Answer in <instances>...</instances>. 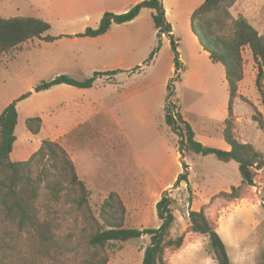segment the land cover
I'll use <instances>...</instances> for the list:
<instances>
[{
  "label": "rangeland",
  "instance_id": "rangeland-1",
  "mask_svg": "<svg viewBox=\"0 0 264 264\" xmlns=\"http://www.w3.org/2000/svg\"><path fill=\"white\" fill-rule=\"evenodd\" d=\"M143 1L0 0L1 18L44 19L51 24L50 35L55 38L51 42L30 41L2 58L0 114L30 93L17 102L22 120L43 110L48 119H59L60 127H66L86 108L99 103L98 112L104 114L61 140L70 147L72 144V159L90 191L93 215L100 218L102 204L115 194L126 209V228H157L161 224L157 203L164 196L171 197L177 217L172 236L184 233L187 239L181 248L168 249V264H215L208 240L188 229L190 205L206 195L215 200L235 199L224 193L237 187L239 198L252 196L247 202L264 209L259 201L264 200V168L257 171L253 186H241L238 163H225L213 155L182 153L179 136L165 122L164 107L169 102L192 125L202 144L221 150L228 146L223 138L230 97L225 68L210 59L191 28L192 12L205 0H162L174 36L159 35L156 12L151 9H144L129 23L113 24L105 35L82 36L88 29H97L106 12L123 14ZM231 13L235 19L245 18L264 36V0H237ZM171 41L178 42L175 51ZM177 53L179 70L175 66ZM243 56L245 77L234 102V135L264 157V75L262 95L256 85L258 63L249 48ZM106 71L116 73L98 77L90 90L62 85L32 94L42 82L61 75L83 81ZM22 130L17 131L19 144L24 143ZM16 156L14 161H21ZM180 175H185L187 182L177 183ZM4 176L0 171V178ZM42 192L39 207L45 215L50 204ZM51 216L58 223L57 241L48 251L39 252L31 248L27 233L6 218L0 203V264H89L93 249L88 246L83 213L66 201ZM261 238L253 253L244 257L248 264L264 260V231ZM149 243V236H144L110 244L108 264H141ZM229 251L232 264H241L239 249L230 247Z\"/></svg>",
  "mask_w": 264,
  "mask_h": 264
},
{
  "label": "trees",
  "instance_id": "trees-1",
  "mask_svg": "<svg viewBox=\"0 0 264 264\" xmlns=\"http://www.w3.org/2000/svg\"><path fill=\"white\" fill-rule=\"evenodd\" d=\"M236 2L237 0H205L191 14V28L201 46L209 53L214 63H221L225 68L230 97L223 138L230 146V150L206 146L198 141L192 125L182 117L180 110H175L169 102L164 107V119L168 127L179 136L182 153L213 155L225 163L234 161L239 165L241 186H253L257 171L264 168V157L252 144L242 143L235 137L234 102L240 93V83L245 77L243 56L245 48L251 50L255 62L258 63L256 85L263 95L264 36L260 35L245 18L233 17L231 8ZM143 9L156 12L154 23L160 36L171 34L173 29L166 18L163 1L145 0L123 14L106 12L99 27L88 29L82 36L96 38L105 35L113 24L131 22ZM51 28V24L41 18L0 17V64L7 53L22 48L30 41H54L55 38L50 35ZM171 43L175 51V42L171 41ZM154 53L155 51L151 54V58ZM179 65L177 53L176 70H179ZM114 73L116 72H96L94 76L83 81L61 75L49 82H42L36 86L35 92L49 90L61 84L91 88L98 77L111 76ZM29 94L8 105L0 114V171L5 175L0 178V203L6 218L27 233L31 248L46 252L57 241L58 223L56 217H52L51 214L62 202H73L76 209L83 213L88 225L85 229L88 231L86 237L89 248L93 249L89 264H108L107 249L110 244L126 243L144 236H149L150 243L144 250L141 264H168V249H179L185 241L184 233L177 238L172 236L177 217L171 197L164 196L157 203V215L161 222L159 227L142 230L126 228V209L122 200L115 194H111L102 204L100 218L93 215L89 202L90 191L80 179L74 160L60 143L44 140L40 149L28 160L21 162L11 160L19 118L17 102ZM262 125L264 127V123ZM26 127L31 133L38 134L42 128V119L28 118ZM36 168L39 169L38 173H35ZM187 180L185 175H180L177 183ZM43 190L50 204L45 215L39 207ZM237 190V187H233L231 193L224 195L228 198H239L235 194ZM73 193L77 196H72ZM188 229L208 238V246L216 264H232L225 242L204 209L189 212ZM261 264H264V260Z\"/></svg>",
  "mask_w": 264,
  "mask_h": 264
},
{
  "label": "crops",
  "instance_id": "crops-1",
  "mask_svg": "<svg viewBox=\"0 0 264 264\" xmlns=\"http://www.w3.org/2000/svg\"><path fill=\"white\" fill-rule=\"evenodd\" d=\"M168 15H169V11H167L166 9V18L168 22L170 23L168 19ZM172 29L173 30L170 35L174 36L173 35L174 34L173 25H172ZM175 43L177 44L178 42L175 41ZM62 85H66V84H61L57 86H62ZM57 86H54V87H57ZM67 86H70V85H67ZM93 86L91 88H79V89L90 90V89H93ZM49 90H45V91H49ZM43 92L44 91L34 92L32 94L39 95ZM80 92H87V91H80ZM92 105L93 106H91L88 110L86 108V111L78 119L76 120L71 119L68 122L66 127H60V125L56 122L59 119L58 120L48 119L46 117V114L42 110L41 113H38L37 116H34V117H40L42 119L41 131L40 133L36 135L31 133L26 127V120L28 118H31V116L30 117L26 116L22 120L20 118V113H19V109L17 106L19 118H18V124H17L16 131H15L16 142L14 143V148L10 155L11 160L14 161L13 159L14 154L17 155L16 159L18 160H21V161L28 160L36 151L40 149L41 144L44 140L60 142L61 145L64 147V149L71 155V157H73L74 154L72 151L74 150H73L72 144L70 147L67 144V141L63 143L61 142V140L64 139L66 135L73 132L75 129H78L80 126L86 125L91 119H95L99 115L104 114L103 112H98L99 103H93ZM95 125L96 127L99 126L98 123H95ZM19 128L23 129L22 131L24 134V143L22 142L21 144L18 143L19 141L17 137V131ZM246 143H249V142H246ZM225 150H230V146H227ZM21 161H14V162H21ZM77 172H78V168H77ZM256 197L258 198V196ZM213 199H214L213 196L208 197L206 195L204 197H199L198 199L193 200L192 204L190 205V211H200L201 209H204L206 214L215 224L218 233L221 235L223 241L225 242L227 246L229 254L231 253L229 251L230 247L231 248L237 247L239 249L240 257H242L240 260L241 264H248V260L244 259V257L246 255L248 256V254H252L255 247L262 240L261 236L264 231V209H262V206H258V204L247 202L248 200H252V196L250 197L242 196L240 198L229 199V200L220 199V198H217L216 200L215 199L213 200ZM253 201H255V199ZM189 212H188V217H189ZM188 227H189V224H188ZM190 233L196 236L200 235V234L193 233V232H190ZM204 237H205V240H208L206 236ZM185 239H187V237H185ZM206 244H208V242ZM230 257H231V254H230Z\"/></svg>",
  "mask_w": 264,
  "mask_h": 264
},
{
  "label": "built area",
  "instance_id": "built-area-1",
  "mask_svg": "<svg viewBox=\"0 0 264 264\" xmlns=\"http://www.w3.org/2000/svg\"><path fill=\"white\" fill-rule=\"evenodd\" d=\"M259 201H260V203H264V200H262V199H259Z\"/></svg>",
  "mask_w": 264,
  "mask_h": 264
}]
</instances>
